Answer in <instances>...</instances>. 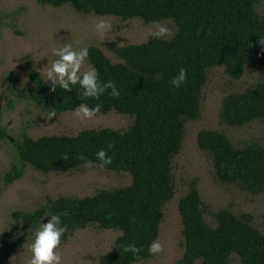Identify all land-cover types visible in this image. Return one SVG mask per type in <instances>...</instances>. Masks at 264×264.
Returning a JSON list of instances; mask_svg holds the SVG:
<instances>
[{
    "label": "trees",
    "instance_id": "16d2710c",
    "mask_svg": "<svg viewBox=\"0 0 264 264\" xmlns=\"http://www.w3.org/2000/svg\"><path fill=\"white\" fill-rule=\"evenodd\" d=\"M256 1L38 0L52 6L69 4L82 13L139 17L144 24L171 19L176 30L169 38L109 43L117 62L99 47H88L87 60L96 68L101 83L110 80L115 84L119 90L115 97L106 90L96 99L84 98L78 86L70 91L51 90L38 72H27L32 82L26 88L27 97L47 116L51 111L55 115L73 111L80 103L89 107L99 103V113L113 109L132 121L122 130L85 128L75 134L36 138L22 132L16 141L17 159L3 173L2 182L9 184L20 178L26 163L44 172L75 169L86 161L98 164L95 152L101 148L112 157L103 168L126 171L131 180L91 195L58 196L32 210L14 211L13 222L0 239L4 253L19 248L24 241L25 232L19 233L20 219L37 228L44 215L52 212L67 225L61 244L73 230L90 223L120 232L97 264H132L150 258L147 246L156 239L163 206L173 195L171 161L181 148L185 121L199 117L207 69L220 65L232 79H238L245 66L260 72L257 82L223 97L219 118L229 126H240L264 117V44L260 43L264 38V10H256ZM180 68L185 69L186 79L174 88L169 81ZM196 140L209 155L221 183L264 194V145L250 141L235 146L223 132L208 128L200 129ZM177 207L183 253L175 264H230L232 255L241 264H264V232L251 223L249 214L218 209L213 213V224L208 223L207 204L195 182L179 198ZM128 244H135L140 252L134 255L125 251Z\"/></svg>",
    "mask_w": 264,
    "mask_h": 264
},
{
    "label": "rangeland",
    "instance_id": "374dc122",
    "mask_svg": "<svg viewBox=\"0 0 264 264\" xmlns=\"http://www.w3.org/2000/svg\"><path fill=\"white\" fill-rule=\"evenodd\" d=\"M256 10H264V0L256 1ZM97 18L108 19L112 24L103 40L93 27ZM156 25L171 30L163 38H169L176 30L171 19L144 24L139 17L82 13L69 4L52 6L40 4L38 0H0V134H3L0 136V239L13 222L14 211L32 210L58 196L91 195L102 188L127 185L131 180L126 171L101 168L96 163L47 172L26 163L20 178L9 184L2 182L3 173L17 159L16 141L22 132L36 138L48 134H75L85 128L122 130L132 121L127 114L113 109L89 119H77L74 111L61 112L50 119L27 97L26 88L32 85L27 72L33 70L43 78L45 67L54 59L51 47L64 42L72 43L74 47L97 46L112 62H117L109 43L123 45L145 41L148 30ZM89 64L86 60L82 70ZM260 78V72L250 66L244 67L238 79L226 75L220 65L207 69L199 117L185 121L181 148L171 161L173 195L163 206L156 237L163 250L132 264H175L181 257L182 223L177 204L192 182L207 204L205 219L208 223L213 224V213L218 209H228L236 215L249 214L251 223L264 232V194H251L237 184L221 183L214 175L209 155L198 147L196 140L198 131L208 128L223 132L235 146L250 141L264 145V117L240 126H229L219 118L221 102L227 93L242 91ZM48 218V215L44 216L41 222ZM35 229L20 219L19 233L25 232L24 241L8 253H4L5 246L0 244V264H27L28 245ZM119 233L117 229L102 228L97 223L73 230L59 248L62 264H97L99 256L111 248ZM230 264L241 263L236 255H232Z\"/></svg>",
    "mask_w": 264,
    "mask_h": 264
},
{
    "label": "clouds",
    "instance_id": "9594fccd",
    "mask_svg": "<svg viewBox=\"0 0 264 264\" xmlns=\"http://www.w3.org/2000/svg\"><path fill=\"white\" fill-rule=\"evenodd\" d=\"M93 27L97 36L103 40L106 33L110 31L112 24L108 19L97 18ZM170 31L165 26L156 25L155 28L148 30L145 42L149 37L159 39L169 35ZM75 43L79 44V41ZM260 43L264 44V38H261ZM50 53L54 59L50 65L45 67L43 80L50 83L51 90L59 88L63 91H70L73 90L74 86H78V90L84 98L96 99L106 90H110L109 95L111 96L119 95V90L112 81L101 83L95 67L89 64L82 70V66L85 65L88 58L87 46L74 47L72 43L64 42L59 46L51 47ZM185 79V69L180 68L169 83L172 87L179 88ZM101 107L102 105L99 103L91 107L86 103H80L73 111L77 119H89L99 113ZM55 114V111H51L48 116L51 118ZM108 148L110 149L111 145H108ZM95 156L101 168L112 162V157L106 153L104 148L98 149ZM86 163L91 164L92 162L86 161ZM45 215H48L49 218L46 222L40 221L39 227L35 229L32 241L28 245L30 256L27 264H62L59 248L62 242L61 238L67 230V225L62 222L60 215L52 212ZM124 250L134 255L140 252V248L135 244L126 245ZM162 250V244L157 239L152 240L147 246V252L150 255H158Z\"/></svg>",
    "mask_w": 264,
    "mask_h": 264
}]
</instances>
